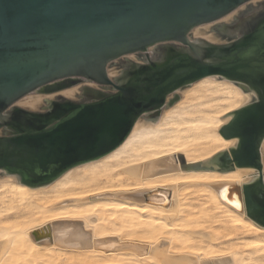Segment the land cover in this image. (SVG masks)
<instances>
[{"label": "water", "instance_id": "obj_1", "mask_svg": "<svg viewBox=\"0 0 264 264\" xmlns=\"http://www.w3.org/2000/svg\"><path fill=\"white\" fill-rule=\"evenodd\" d=\"M253 1L0 0V169L29 186L51 183L117 148L139 116L160 110L169 93L221 75L257 95L233 113L248 111L239 123L233 118L222 127L226 139L239 142L215 159L224 171L260 172L245 195L248 215L264 225V0ZM245 4L228 24L235 38L191 39L196 27ZM133 54L145 57L138 62ZM117 61L121 73L111 78L108 69ZM57 81L58 88L75 82L99 87L84 83L78 100L60 95L38 111L17 105Z\"/></svg>", "mask_w": 264, "mask_h": 264}, {"label": "bare ground", "instance_id": "obj_2", "mask_svg": "<svg viewBox=\"0 0 264 264\" xmlns=\"http://www.w3.org/2000/svg\"><path fill=\"white\" fill-rule=\"evenodd\" d=\"M246 9L196 27L191 39L235 38L228 24ZM118 63L111 78L121 73ZM59 83L17 105L38 111L60 95L78 100L84 83L99 87ZM256 99L244 83L206 76L141 114L113 151L51 183L29 186L0 169V264H264V225L248 215L245 195L260 172L224 171L215 159L239 142L222 127ZM260 155L264 177V139Z\"/></svg>", "mask_w": 264, "mask_h": 264}, {"label": "snow or ice", "instance_id": "obj_3", "mask_svg": "<svg viewBox=\"0 0 264 264\" xmlns=\"http://www.w3.org/2000/svg\"><path fill=\"white\" fill-rule=\"evenodd\" d=\"M248 114V111L246 110L245 112L237 113L236 116L234 117L235 121L239 123L246 115ZM235 127V125H233ZM101 137H106L107 133L106 132H101L100 133Z\"/></svg>", "mask_w": 264, "mask_h": 264}, {"label": "rangeland", "instance_id": "obj_4", "mask_svg": "<svg viewBox=\"0 0 264 264\" xmlns=\"http://www.w3.org/2000/svg\"><path fill=\"white\" fill-rule=\"evenodd\" d=\"M118 65H120L121 67H123V63L122 62H119ZM113 68H116V67H113ZM216 262H219V264H224L223 261H219V260H216Z\"/></svg>", "mask_w": 264, "mask_h": 264}]
</instances>
